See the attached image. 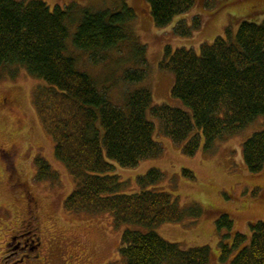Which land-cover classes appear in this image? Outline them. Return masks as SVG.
Returning a JSON list of instances; mask_svg holds the SVG:
<instances>
[{"label":"trees","instance_id":"obj_1","mask_svg":"<svg viewBox=\"0 0 264 264\" xmlns=\"http://www.w3.org/2000/svg\"><path fill=\"white\" fill-rule=\"evenodd\" d=\"M146 2L156 28L168 27L194 4V0ZM73 5L51 9L43 0H0V67H23L29 76L45 82L34 89L32 101L54 143L56 160L74 181L63 207L75 214L106 212L115 226L136 224L149 229H125L119 260L108 264H210L208 246L183 249L152 231L185 215L170 193L156 188L164 177L160 170L149 169L137 177L134 193L126 192V181L114 171L162 154L154 138L156 125L148 114L158 121L159 133L178 145L185 157L196 155L202 147L205 152L212 150L217 139H226L264 117V20L244 19L236 33L227 28L211 44L202 43L199 52L164 47L159 68L173 74L170 95L185 105L187 110H182L164 103L153 105L150 90L138 86L148 77L146 46L133 36L136 13L126 0L115 8L83 9L73 46L88 56L91 66L107 60L124 63L121 79L136 87H130L122 109L108 98L109 88L100 90L94 77L77 68V57L67 46ZM201 24L199 16L189 26L180 20L174 34L189 37ZM241 154L250 174L262 171L264 129L242 143ZM34 165L36 180L57 178L44 158L37 156ZM183 175L193 177L187 169ZM215 221L222 233L221 264H264V221L249 224L250 237L234 231V222L224 212Z\"/></svg>","mask_w":264,"mask_h":264},{"label":"rangeland","instance_id":"obj_2","mask_svg":"<svg viewBox=\"0 0 264 264\" xmlns=\"http://www.w3.org/2000/svg\"><path fill=\"white\" fill-rule=\"evenodd\" d=\"M43 1L51 9L56 5L74 4L67 21L70 35L67 46L71 55L77 57V68L94 77L100 90L109 88L110 101L125 109L126 96L132 87L121 79L124 63L121 66L107 60L106 63L91 66L88 56L75 48L72 41L83 9L115 8L120 0ZM126 2L136 13L132 23L133 36L146 46L148 77L138 86L150 90L153 105L164 103L182 110H187L185 105L170 95L173 74L159 68L164 47L193 48L199 52L202 43L211 44L214 38L223 36L227 28L236 33L238 24L244 19L252 22L264 20V0H194L191 9L175 17L168 27L156 28L146 0ZM194 16L202 18L198 30L189 37L174 34L173 29L180 20H185L189 26ZM126 50L123 46L122 52ZM43 85L44 81L29 76L23 67H0V251L7 236V227H16L24 217L23 188L28 186L38 200L46 245L51 241L70 244L80 264L115 262L119 260V245L125 229L142 232L149 229L136 224L115 226L113 216L106 212L75 214L63 207L75 185L65 165L56 160L54 143L43 129L33 106L34 89ZM148 117L156 125L154 138L161 144L162 154L143 160L130 169L117 166L114 174L121 181H126L127 193H134L137 191V177L143 176L149 169L160 170L164 177L156 188L170 193L185 215L178 222L158 225L152 231L183 249L208 246L212 254L210 264H221L218 247L222 233L216 228L217 215L221 212L228 214L234 222L233 230L247 237H250V223L264 221V168L258 174H250L241 154L242 143L253 133L264 129V117L259 116L248 127L226 139H217L212 150L205 152L202 147L191 157H185L178 145L161 135L158 121L149 114ZM37 156L51 165L57 178L36 180L34 160ZM186 169L192 173V178L183 175Z\"/></svg>","mask_w":264,"mask_h":264},{"label":"flooded vegetation","instance_id":"obj_3","mask_svg":"<svg viewBox=\"0 0 264 264\" xmlns=\"http://www.w3.org/2000/svg\"><path fill=\"white\" fill-rule=\"evenodd\" d=\"M23 190L24 217L16 227H7V236L0 251V264H80L70 244L49 240L51 243L46 245L42 236L37 197L28 186Z\"/></svg>","mask_w":264,"mask_h":264}]
</instances>
